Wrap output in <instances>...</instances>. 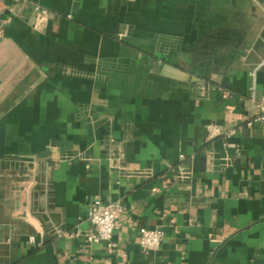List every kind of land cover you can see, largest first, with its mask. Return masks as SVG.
Here are the masks:
<instances>
[{"label": "crops", "instance_id": "crops-1", "mask_svg": "<svg viewBox=\"0 0 264 264\" xmlns=\"http://www.w3.org/2000/svg\"><path fill=\"white\" fill-rule=\"evenodd\" d=\"M5 4L0 264H264V0ZM228 27L237 63L202 81L191 48ZM94 199L126 209L115 253L85 239Z\"/></svg>", "mask_w": 264, "mask_h": 264}, {"label": "built area", "instance_id": "built-area-1", "mask_svg": "<svg viewBox=\"0 0 264 264\" xmlns=\"http://www.w3.org/2000/svg\"><path fill=\"white\" fill-rule=\"evenodd\" d=\"M16 1V0H12ZM5 0H0V21L1 16L6 9ZM46 11L43 9H37L36 25L35 28L40 30L45 27L46 24ZM225 97H228L226 94ZM252 97L256 102V87L252 88ZM261 115L260 122L264 124V101L258 104ZM234 133V131L232 132ZM126 209L119 202L104 203L101 199H94L90 202L88 211V221L92 224L93 230L85 235V239L89 244H106L109 253H115L117 250L116 244L113 242L115 231L118 229L120 220L124 215ZM27 220V217H25ZM44 230H42L43 232ZM54 234L58 238L73 239L78 236L77 233H70L63 230L60 227L53 229ZM165 238V232L162 229H141L139 244L143 253L156 252L160 249ZM35 238L32 237L31 241ZM12 239H8L10 243Z\"/></svg>", "mask_w": 264, "mask_h": 264}, {"label": "trees", "instance_id": "trees-1", "mask_svg": "<svg viewBox=\"0 0 264 264\" xmlns=\"http://www.w3.org/2000/svg\"><path fill=\"white\" fill-rule=\"evenodd\" d=\"M246 39L240 28H220L205 32L191 48L194 74L202 81L211 82L214 75L233 71Z\"/></svg>", "mask_w": 264, "mask_h": 264}]
</instances>
